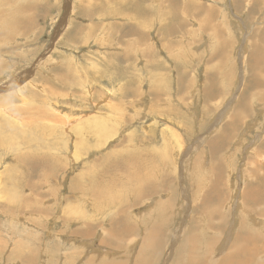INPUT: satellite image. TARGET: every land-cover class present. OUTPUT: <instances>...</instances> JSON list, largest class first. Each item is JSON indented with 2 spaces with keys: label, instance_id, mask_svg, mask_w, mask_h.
Wrapping results in <instances>:
<instances>
[{
  "label": "rangeland",
  "instance_id": "1",
  "mask_svg": "<svg viewBox=\"0 0 264 264\" xmlns=\"http://www.w3.org/2000/svg\"><path fill=\"white\" fill-rule=\"evenodd\" d=\"M3 1L0 264H264V0Z\"/></svg>",
  "mask_w": 264,
  "mask_h": 264
},
{
  "label": "bare ground",
  "instance_id": "2",
  "mask_svg": "<svg viewBox=\"0 0 264 264\" xmlns=\"http://www.w3.org/2000/svg\"><path fill=\"white\" fill-rule=\"evenodd\" d=\"M5 1V0H4ZM3 1V2H4ZM9 1V0H8ZM5 4L6 3H4L3 5L5 6ZM7 10V9H6ZM0 14H4V13H0ZM16 15V14H15ZM14 15H13V18H12V22H13V20H14ZM33 21V20H32ZM35 21V20H34ZM12 22H11V24H12ZM3 23H5V19H2V23H1V25L3 24ZM31 23V22H30ZM14 24V27H17V28H19L18 26V23H17V20L13 23ZM0 25V26H1ZM29 27V26H28ZM28 27H26L24 30H23V32L24 31H28L27 30V28ZM22 28V27H21ZM28 35V34H27ZM0 51H4L3 49H0ZM29 61V60H28ZM39 64V63H38ZM4 74V73H3ZM26 74V73H25ZM62 79H65L64 77H61ZM8 85H10V83L8 84ZM28 86H22V88H21V94L20 95H24L25 97H28V98H30V99H32V100H35V99H39V100H43V101H45V102H43V103H50V102H52V100H51V98H53V99H56L57 97H55V95H56V89L55 88H57V87H50V90H49V92H48V95L46 96L45 95V97H40V94L38 95V93L37 92H35V91H32L31 89H29V88H27ZM43 96V95H42ZM31 103L32 102H26V101H24L23 102V105H24V107H25V110H27V109H30V105H31ZM12 109H13V105L11 104V103H9L8 105H3L2 103H0V115L2 116V112L4 111V112H6V113H12ZM45 109H49V111H51V113H54V115H55V117L57 118H59V119H63V118H65V115L63 114V113H61V112H57L56 110H54L53 108H51L49 105L48 106H46L45 107ZM17 113V115L18 114H20L21 112H16ZM16 115V116H17ZM243 117H245V118H247V115H243L242 116V118ZM236 118H238V116L237 115H235L234 114V112L232 113V115H231V117H230V121H231V123H235V119ZM239 120H240V118H238ZM70 120V119H69ZM5 121V119L3 118V120H0V123L1 122H4ZM245 121V120H244ZM242 123H244L243 122V120H241V124ZM82 127H85L82 123H79V125H78V127H77V129H80V128H82ZM251 127V126H250ZM232 132V131H231ZM228 134V136H229V133H227ZM241 141H243V139L241 140ZM260 141H264V136H262V138H261V140ZM226 143H224L223 145H225ZM223 145H222V147H223ZM221 147V148H222ZM220 148V149H221ZM262 149V147L261 146H259L258 147V150H261ZM219 150V149H218ZM259 155H260V153H258ZM124 169H126V167H121V170L123 171ZM115 171H117V172H119V170H117V169H115ZM251 172L252 171H250L249 173H248V178H249V176L251 175ZM16 176H17V174H13V175H10V177H9V181H15L16 180ZM248 178H247V180L246 181H248ZM255 185H256V191L255 192H253L252 193V196H253V198H254V200H252L254 203H255V205H256V207H261V205H262V203H264V177L263 176H260V175H258L257 177H256V180H255ZM219 187H220V181H219V179H217V178H215L212 182H211V184H210V186L207 188V190L209 191V194H212V196L211 197H209V198H207L206 200H205V203H208V202H210L211 200H212V198H213V195L218 191V189H219ZM103 204H105V203H101V206H103ZM101 208V207H100ZM169 212V211H168ZM242 214H244L245 216H247V217H249L250 216V213H246V212H242ZM167 222L169 223L172 219H174L173 217H172V213L170 212V213H168L167 214ZM253 224H254V226H255V228L257 229V230H262V229H264V216L260 219V220H258V219H255L254 221H253ZM114 227H116L117 229H120V228H122L123 229V231L125 232V233H129V232H131L132 231V227L131 226H128V225H126L125 224V222H119L118 224H116V225H113ZM91 230H92V224H87V226L84 228V229H81V228H76V229H74V230H71V233L72 234H82V235H84L85 237H86V235H88V234H90L91 233ZM259 237H260V239H259V241L255 244V245H253V246H251L248 250L247 249H244V252H246V253H249V254H258L259 252H262V255H261V257H263V255H264V236H260L259 235ZM104 253H95V254H93L92 256H90V255H86L85 257L87 258H85V259H80V256H78V255H73V258H75L77 261L76 262H70V261H66L65 262V264H113L114 263V260L113 259H111L110 261H108L107 260V258L105 257V255H103ZM57 255H61L60 253L58 254L57 253ZM226 255L227 254H224V255H220V256H218V257H216V258H214V260H215V262H216V264H239L238 263V261L237 260H235L234 258H233V260H230V259H227V257H226ZM62 256V255H61ZM213 259V256L211 257V260ZM173 261H174V257H173ZM32 261L30 260V259H28V263H31ZM93 262H95V263H93ZM55 263H56V261H55ZM61 264V263H60Z\"/></svg>",
  "mask_w": 264,
  "mask_h": 264
},
{
  "label": "crops",
  "instance_id": "3",
  "mask_svg": "<svg viewBox=\"0 0 264 264\" xmlns=\"http://www.w3.org/2000/svg\"><path fill=\"white\" fill-rule=\"evenodd\" d=\"M2 13H4V14H0V15H3V16H1V18H2V19H5V23H3V24L0 26V31L4 30V29L7 27V24H8V26H9V25L11 24V22H12V18H13V15H11L10 11H3ZM5 14H6V15H5ZM24 19H25V18H24ZM28 20H29V19H28ZM17 23H18V20H17ZM20 23H21L20 27H24V28H26V27H28V26L30 25V22H24L22 19L20 20ZM22 30H23V28H22ZM170 31L173 32L172 29H170ZM2 32H4V31H2ZM2 38H3V43H4V44L0 45V47L5 48V49H9V45H8L7 43L10 42L11 39H6V38L3 37V36H2ZM36 110H37V109H36ZM43 110H45V108H44ZM51 114L55 117L54 113H51ZM258 147H259V146H258ZM258 147H257V150H258ZM246 172L249 173L250 171L245 170L244 173H243V178H245V176L247 175ZM152 191H153V189H150V190L147 192V194H150ZM147 194H146V195H147ZM174 221H175V220H174Z\"/></svg>",
  "mask_w": 264,
  "mask_h": 264
}]
</instances>
